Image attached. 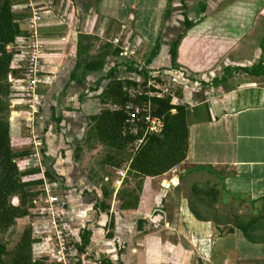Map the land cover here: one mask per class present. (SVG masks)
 Here are the masks:
<instances>
[{
  "label": "crops",
  "instance_id": "0c3cea01",
  "mask_svg": "<svg viewBox=\"0 0 264 264\" xmlns=\"http://www.w3.org/2000/svg\"><path fill=\"white\" fill-rule=\"evenodd\" d=\"M26 2V13L20 10L26 18L18 22L21 37L26 33L30 4L48 14H43L44 24L40 28L46 40L45 75L40 86L42 105L35 126L42 142V170L31 168L21 173L34 175L41 184V173L46 178L49 173L61 183L65 225L77 241L83 238V233H88L84 250L90 251L98 264H153V244L162 247L161 235L139 232L140 221L137 220L134 226L128 219L116 217L113 231L108 235L111 219L108 220L106 213L95 211L96 194H85L97 193L99 188L94 180L115 170L114 164L118 162L117 156L110 157L113 153L109 149H113L90 135L91 118L103 107L96 97L110 82L138 84L142 81L143 77L128 71L137 69L136 62L142 66L164 65L165 69L160 71L164 80L175 77L179 68L187 82L185 85L188 88L189 84L193 85L189 93L201 98L189 108L187 117V152L180 166L187 175L184 180L219 179L221 188L229 195L245 197L251 202L264 200V62L259 66L260 43L250 47L247 57L238 56L249 37L259 35L262 39L264 0ZM59 2L65 4L63 10ZM58 14L65 16L66 24L56 22ZM185 17L193 25L180 41L177 67L172 68L167 46L182 33ZM162 20L165 24L166 20L173 21L176 31L165 26L163 30ZM160 44L162 50L158 53ZM103 57L102 70L88 72L84 77L79 74L71 77L80 62L84 65ZM12 69L11 63L7 76L15 75ZM148 73L151 72L146 71L147 76ZM101 78L102 88L100 83L94 90ZM202 83H208L206 88ZM16 121L9 126L10 146L14 153H24L16 158L21 160L28 158L32 146L27 124L21 120L13 125ZM100 147L107 148L100 161L102 165H93L86 171L79 165L85 161L80 157L87 155L94 164ZM171 174V184L165 187L174 203L169 205L171 213L180 210V216L189 224L206 226V222L194 221L185 212L188 190L181 189L176 197L179 177ZM50 252L45 244L33 242V258L50 263Z\"/></svg>",
  "mask_w": 264,
  "mask_h": 264
},
{
  "label": "rangeland",
  "instance_id": "374dc122",
  "mask_svg": "<svg viewBox=\"0 0 264 264\" xmlns=\"http://www.w3.org/2000/svg\"><path fill=\"white\" fill-rule=\"evenodd\" d=\"M10 2L11 10L14 12L16 19L23 22L26 15L21 14L20 10L26 13L28 2L26 0H10ZM57 4L62 5L61 10L66 7L63 2ZM162 26L163 30L168 27V29H174L173 32L176 31V25L171 20H166V24L162 20ZM260 37L258 35L255 38L251 39L249 37V40H245V49L240 51L238 56L247 57L250 47L252 48L260 43ZM247 41L249 42L247 43ZM171 44L167 46V49L170 48ZM158 50V53H160L162 50L161 44ZM12 56L13 69L11 71L16 78H21L24 56L15 50L12 51ZM135 66H137V69L145 68L147 72H151L148 73L146 80L142 78V81L138 84L129 81L136 84L130 86L136 89L139 94L145 91L153 92L155 91L154 87L156 88L166 81L164 80L165 77L160 75V71L165 69L164 65L159 64L154 67L143 65V67L136 62ZM7 78L8 76L5 81L2 78V84L4 82L8 84ZM193 79L195 80V78ZM102 84H100L101 88ZM189 85V88H177L173 94L175 99L170 98L169 104L171 110H174V112L170 110L171 115L177 112L176 107L178 106L186 107L189 112V108L201 100L200 96L189 93L193 88L192 84ZM202 85L206 88L208 83H202ZM130 86L124 85L127 89ZM0 89L4 90V87ZM0 97L3 101H6L5 94L0 95ZM96 98V100H99V95ZM8 103L10 102L8 101ZM97 107L101 108V106ZM20 122L16 121L13 125ZM10 125L12 123L9 122ZM129 149L130 147L119 154L109 149V152L113 153L110 157L117 156L119 166L103 175L108 178L102 176L94 180L100 193L98 191L97 193L94 191L85 193L86 195L96 194V205L98 207L95 211L101 210L102 205L107 207L103 213L107 214L108 220L111 219L108 230L106 229L108 235H111L113 231L112 223H114L116 217L117 219L118 217L128 219L134 226H136V220L137 222L140 221L141 229L139 232H143V234L158 233L162 238V247L159 244H156V246L153 244L151 248L153 264H264V200L251 202L245 197L229 195L221 188L219 179L197 177L184 180L187 175H185V170L180 168L182 161L162 174L161 176H164L162 178H160L161 176L143 177L134 175L129 171V164L134 156H131ZM105 153H107V148L100 147L96 154L98 160L94 161V164L90 163L91 161L86 155V157H80V160L85 161L79 165L88 171L91 166L101 164L100 161ZM20 166L22 168V165ZM16 168L18 167L16 166ZM170 171L179 177L180 185L174 195L180 194L181 189L188 190L185 212L194 221L206 222V226L201 228L189 224L186 218L180 216V210L171 213L169 205L174 203L165 188L171 184L172 174L168 173ZM18 172L23 171L18 170ZM21 174L23 182H35L37 180L34 175ZM173 182L176 184L177 180L174 179ZM29 190L33 193V196L31 200L26 201L23 207L26 210V215L16 218L9 228L0 229V264H9L22 233L27 229L30 231L33 242L45 244L46 250H52L51 233L48 231L49 216L39 204L42 184L32 186ZM61 198L64 202L62 192ZM83 198L85 197L83 196ZM34 201L37 206L33 204ZM10 203L12 206H19V198H11ZM100 203L101 206H99ZM168 209L170 212H168ZM89 256L93 260L91 252ZM48 258L50 259L49 262L54 261L52 258ZM45 264L49 263L45 261Z\"/></svg>",
  "mask_w": 264,
  "mask_h": 264
},
{
  "label": "trees",
  "instance_id": "16d2710c",
  "mask_svg": "<svg viewBox=\"0 0 264 264\" xmlns=\"http://www.w3.org/2000/svg\"><path fill=\"white\" fill-rule=\"evenodd\" d=\"M18 22L19 20L16 19L14 12L11 10L10 0H0V88L4 87V90L0 89V95L5 94L6 98V101H3L0 97V229L4 230L9 228L16 218L26 215V210L23 207L26 201L28 199L31 200L33 196L29 188L41 184L40 181L23 182L21 180L22 174L18 172L13 160L18 156L24 155V153L15 154L10 146L9 121L7 120V116L9 115L8 99L10 86L6 82L2 84L1 80L4 78L5 81L13 58L12 51L7 50L6 47L14 44L18 39L25 37V35L21 37ZM192 25L193 23L185 17L182 33L177 36L169 48L168 54L172 68L177 67L176 56L180 41ZM260 48L262 54L259 66L264 62V34L260 41ZM104 62V57L94 59L92 62L85 63L84 65L80 62L73 69L71 77H76L77 74L84 77L88 72L102 70ZM176 70H179V68ZM128 71L138 74L144 80L147 79L146 71L143 68H129ZM108 75L104 78H107ZM101 81L102 78L98 79L94 90L99 87ZM126 84L134 86L135 83L114 81L107 84L106 88L99 95L100 104L103 106L102 110L91 118L90 135L97 138L101 144L109 146L118 153L131 147L135 141V137L129 131L125 108L129 104L143 101L145 98L142 94L137 95L136 99L130 98L128 92L123 90ZM150 100L154 113L163 119L164 129L160 135L148 136L131 158L129 171L134 175L143 177L161 176L175 164L183 161L187 152L188 109L184 106H178L176 107L177 112L171 115L169 97L152 98ZM5 112L7 113L5 114ZM118 166L119 162L115 167ZM46 176L48 180H54L49 173ZM13 197L19 198V206L11 205L10 201ZM101 203L99 206L102 205ZM106 209L107 207L102 205L100 211L104 212ZM140 224L139 222L137 225L139 230L141 229ZM87 241L88 233L85 232L83 233V238L80 240V251H84ZM32 244L30 231L27 229L22 233L9 264H45L44 259L33 258Z\"/></svg>",
  "mask_w": 264,
  "mask_h": 264
},
{
  "label": "built area",
  "instance_id": "2783aa9c",
  "mask_svg": "<svg viewBox=\"0 0 264 264\" xmlns=\"http://www.w3.org/2000/svg\"><path fill=\"white\" fill-rule=\"evenodd\" d=\"M43 14H48L40 9L29 5L28 18L26 19L25 37L18 39L14 44L6 47L9 51H18L24 56V65L21 71V78L14 75H8V84L10 85V95L8 104V121L10 123L16 120H22L28 126L27 131L31 142V152L28 158L13 160L19 171L25 169H40L42 142L40 134L36 131L37 117L40 114L42 105V96L40 86L44 81V63L43 55L45 51V37L40 32L43 27ZM56 22L66 24L67 20L64 15H57ZM187 88L184 82V75L181 70L175 73V77L164 81L160 86L154 87L155 91H145L140 94L145 98L143 101L136 102L126 106L128 117L129 131L135 137L129 152L131 156L145 142L146 138L151 135H160L163 132L164 124L162 117L154 113L151 104L152 98L160 99L169 97L174 98V92L178 88ZM200 90V88H198ZM128 91L130 98L136 99L139 92L134 89H125ZM174 112V110H171ZM22 165V168L21 166ZM42 175V190L39 204L49 216L48 231L51 233L52 250L50 258L54 261L52 264H98L95 259H91L89 252L80 251V241L70 234L65 225L63 217V202L61 198V183L58 180H48ZM34 205L37 203L34 201ZM49 263V264H50Z\"/></svg>",
  "mask_w": 264,
  "mask_h": 264
},
{
  "label": "water",
  "instance_id": "95a60500",
  "mask_svg": "<svg viewBox=\"0 0 264 264\" xmlns=\"http://www.w3.org/2000/svg\"><path fill=\"white\" fill-rule=\"evenodd\" d=\"M177 183V182H176ZM175 184V183H174Z\"/></svg>",
  "mask_w": 264,
  "mask_h": 264
}]
</instances>
